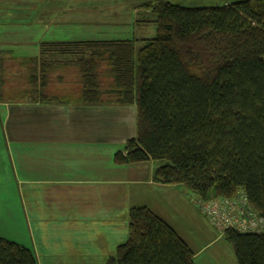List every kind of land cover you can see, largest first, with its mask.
I'll list each match as a JSON object with an SVG mask.
<instances>
[{"label": "trees", "instance_id": "1", "mask_svg": "<svg viewBox=\"0 0 264 264\" xmlns=\"http://www.w3.org/2000/svg\"><path fill=\"white\" fill-rule=\"evenodd\" d=\"M147 5L154 17L143 22H153L156 35L142 38L139 49L129 38L42 42L38 57L24 58L34 67L35 97L58 99L44 95L48 72L75 67L83 103L136 106V135L114 154L116 164L157 162L155 181L183 184L198 198L242 190L264 216V0ZM102 76L111 78L106 87ZM223 237L238 264H264V232L227 229ZM0 264L38 261L32 249L0 236ZM105 264L196 262L168 222L134 206L128 238Z\"/></svg>", "mask_w": 264, "mask_h": 264}, {"label": "crops", "instance_id": "2", "mask_svg": "<svg viewBox=\"0 0 264 264\" xmlns=\"http://www.w3.org/2000/svg\"><path fill=\"white\" fill-rule=\"evenodd\" d=\"M23 59L0 47V75ZM69 86L59 95L45 86L54 100L0 98V236L32 249L38 264H105L125 242L129 209L149 194L141 206L168 222L154 195L178 185L155 181L151 161L114 162L136 135L135 105L83 103V84Z\"/></svg>", "mask_w": 264, "mask_h": 264}, {"label": "rangeland", "instance_id": "3", "mask_svg": "<svg viewBox=\"0 0 264 264\" xmlns=\"http://www.w3.org/2000/svg\"><path fill=\"white\" fill-rule=\"evenodd\" d=\"M168 1L183 6H211L240 0ZM155 2L156 0H0V6H5L0 8V39L6 42L0 44V47L19 59L34 57L40 52V44L45 41L129 38L136 39L135 46L139 49L143 44L142 38L156 35L153 22H137V19L154 17L147 4ZM16 62L15 65L14 62L6 61L4 75H0L2 98H19L26 93L35 97V92L31 90L36 86L28 81V70L33 64L24 59ZM104 65L102 63L101 71L104 70ZM100 82L106 87L111 78L102 76ZM46 83L49 89L46 93L57 94L58 89L66 85H70L71 91H74L82 81L75 67L63 69L59 66L48 72ZM5 84L7 88L16 91H5ZM4 114L5 108L0 106V115ZM1 128L0 125V131ZM150 165L155 171L157 162L151 161ZM147 196V201H137L135 206L151 203L154 197H149V194ZM154 196L159 212L176 228L178 235L195 253L196 264H238L232 245L200 212L196 205L198 196L187 186L181 184L165 191L158 189ZM126 222L125 226L122 220L119 222L120 233H126L125 241L128 238V220Z\"/></svg>", "mask_w": 264, "mask_h": 264}, {"label": "built area", "instance_id": "4", "mask_svg": "<svg viewBox=\"0 0 264 264\" xmlns=\"http://www.w3.org/2000/svg\"><path fill=\"white\" fill-rule=\"evenodd\" d=\"M200 212L222 233L232 229L243 233L264 232V216L249 205L240 190L232 197H211L196 200Z\"/></svg>", "mask_w": 264, "mask_h": 264}]
</instances>
